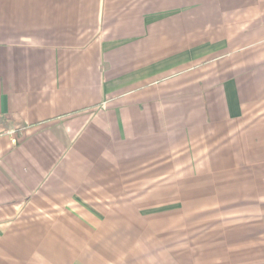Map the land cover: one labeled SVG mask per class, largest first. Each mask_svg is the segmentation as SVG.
Here are the masks:
<instances>
[{
	"label": "crops",
	"instance_id": "obj_1",
	"mask_svg": "<svg viewBox=\"0 0 264 264\" xmlns=\"http://www.w3.org/2000/svg\"><path fill=\"white\" fill-rule=\"evenodd\" d=\"M242 202L264 264V0H0V264H175Z\"/></svg>",
	"mask_w": 264,
	"mask_h": 264
},
{
	"label": "rangeland",
	"instance_id": "obj_2",
	"mask_svg": "<svg viewBox=\"0 0 264 264\" xmlns=\"http://www.w3.org/2000/svg\"><path fill=\"white\" fill-rule=\"evenodd\" d=\"M228 209L234 211V207H228ZM235 211L238 214L230 218L189 217V235L185 234V229L183 235L174 233L175 230L173 234H168L167 243H170L169 255L172 257V262L175 264L176 261L185 264H250L247 261V242L239 239L236 244L231 243L228 240L229 234L223 228L230 225L233 228L238 219L237 238L239 237L243 229L241 225H246V204L239 203ZM171 220L175 224H181L182 219L174 217ZM184 223H186L185 218ZM143 241H147L146 235H143ZM258 253L260 256V251Z\"/></svg>",
	"mask_w": 264,
	"mask_h": 264
}]
</instances>
